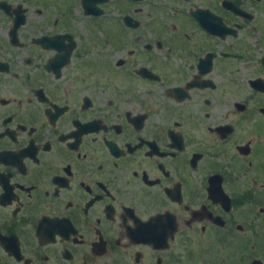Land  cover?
I'll list each match as a JSON object with an SVG mask.
<instances>
[{
	"label": "flooded vegetation",
	"instance_id": "obj_1",
	"mask_svg": "<svg viewBox=\"0 0 264 264\" xmlns=\"http://www.w3.org/2000/svg\"><path fill=\"white\" fill-rule=\"evenodd\" d=\"M115 1L0 0V264H264V0Z\"/></svg>",
	"mask_w": 264,
	"mask_h": 264
},
{
	"label": "rangeland",
	"instance_id": "obj_2",
	"mask_svg": "<svg viewBox=\"0 0 264 264\" xmlns=\"http://www.w3.org/2000/svg\"><path fill=\"white\" fill-rule=\"evenodd\" d=\"M30 7L32 9L36 7L34 5V2H33V4H31ZM109 8L114 11L113 13H115V12H120V11L121 12L126 11L130 7L128 6V1L127 0H116Z\"/></svg>",
	"mask_w": 264,
	"mask_h": 264
}]
</instances>
